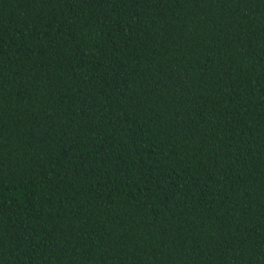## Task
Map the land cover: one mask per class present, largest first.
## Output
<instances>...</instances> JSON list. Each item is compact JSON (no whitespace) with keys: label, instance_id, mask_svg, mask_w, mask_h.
I'll return each instance as SVG.
<instances>
[{"label":"trees","instance_id":"16d2710c","mask_svg":"<svg viewBox=\"0 0 264 264\" xmlns=\"http://www.w3.org/2000/svg\"><path fill=\"white\" fill-rule=\"evenodd\" d=\"M0 264H264V0H0Z\"/></svg>","mask_w":264,"mask_h":264}]
</instances>
